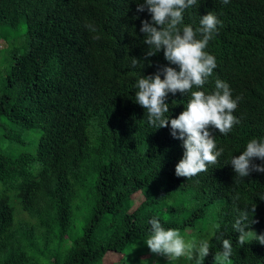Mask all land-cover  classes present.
I'll return each mask as SVG.
<instances>
[{
  "label": "trees",
  "instance_id": "trees-1",
  "mask_svg": "<svg viewBox=\"0 0 264 264\" xmlns=\"http://www.w3.org/2000/svg\"><path fill=\"white\" fill-rule=\"evenodd\" d=\"M143 2L0 0V51L9 50L0 65V264H102L112 253L124 254L120 264H160L150 249L125 257L153 218L179 233L197 230L210 244L204 264H214L222 239L232 241L233 264H264L254 239L264 234V172L239 178L229 163L251 139L264 140V0H197L184 12L194 29L208 12L222 21L206 48L217 66L193 90L211 93L219 78L242 97L239 124L227 135L209 129L224 149L217 164L190 179L175 174L185 149L170 123L150 126L135 101L138 77L179 70L163 50L146 56ZM190 98L169 93L166 115L178 117ZM82 205L89 211L77 230ZM252 205L249 221L258 222L241 246L232 226L237 209Z\"/></svg>",
  "mask_w": 264,
  "mask_h": 264
},
{
  "label": "clouds",
  "instance_id": "clouds-1",
  "mask_svg": "<svg viewBox=\"0 0 264 264\" xmlns=\"http://www.w3.org/2000/svg\"><path fill=\"white\" fill-rule=\"evenodd\" d=\"M230 0H222L227 5ZM197 4V0H144L138 3V12L145 9L151 14V22H142L140 31L145 34L144 43L149 45L146 56L151 57L164 52L166 60L177 65L179 70L171 66L164 67L155 76L142 75L136 81L135 101L146 109L150 126L159 129L171 126V135L182 141L185 149L182 159L175 167L177 177L192 178L208 170V165L218 162L224 149L217 150L215 137L210 127L219 133L227 135L240 120L233 113L242 97L233 98L228 83L217 78L215 90L206 93L202 89L213 75L216 59L206 51L209 42L218 32L222 24L213 12L202 15L199 27L184 23V12ZM95 32L93 25H87ZM95 38H99L98 36ZM135 66L139 61H132ZM145 63V61H144ZM150 63V61H149ZM144 67V66H143ZM190 93V100L185 110L178 117L170 118V106L166 102L169 93ZM264 161V140L251 139L242 154L233 155L230 164L236 177L245 178L253 171L264 172V164H256L255 159ZM264 199V195L260 196ZM239 199V195L233 198ZM239 215L233 224V230L238 233V244L243 246L252 237L250 225L257 223L253 219L256 205L245 210H239ZM249 213L254 214L249 221ZM150 234L145 239L150 251L157 255L166 256L168 261L185 258L192 264H204L210 254V244L207 240L188 241L176 229H165L160 220L150 221ZM256 233V232H255ZM264 244V234L254 238ZM233 245L230 239H222V250L215 253L214 264H231Z\"/></svg>",
  "mask_w": 264,
  "mask_h": 264
},
{
  "label": "rangeland",
  "instance_id": "rangeland-1",
  "mask_svg": "<svg viewBox=\"0 0 264 264\" xmlns=\"http://www.w3.org/2000/svg\"><path fill=\"white\" fill-rule=\"evenodd\" d=\"M2 42L0 41V47L3 46L4 44H1ZM9 56V50H6L4 52L0 51V65L2 67H4L6 65V58ZM160 208L162 207V205L159 206ZM167 205L163 206V211L165 212L163 215L169 218V214L166 211ZM89 211L88 206L87 205H82L81 208H78L77 210V225L79 229L81 222L84 221L85 218V214ZM22 218H27L26 214H22L21 215ZM180 215H177L174 213V216L171 218H175L177 220H180ZM197 230H194L193 232L190 229H186L183 232L180 233V235L185 239L186 242L188 241H196L197 243L199 241H201V239L198 237V233L196 232ZM149 247L146 244V241H141L140 244L136 243L133 248H129L126 253H125V257L129 258L131 260L133 259H137L139 258L140 255H142L145 251H148ZM124 254H116V253H112L110 255H107L102 264H120V259L123 258ZM158 259H163L165 261H161L160 264H192L191 261L185 259V258H180L177 261H168V258L166 256H162V255H157ZM128 259V260H129ZM167 261V262H166ZM134 263H136V261H133ZM231 262V261H230ZM129 263L131 264V262L129 261ZM231 264H233L231 262Z\"/></svg>",
  "mask_w": 264,
  "mask_h": 264
}]
</instances>
